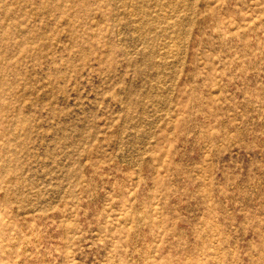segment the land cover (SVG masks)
I'll return each mask as SVG.
<instances>
[{"label":"rangeland","instance_id":"rangeland-1","mask_svg":"<svg viewBox=\"0 0 264 264\" xmlns=\"http://www.w3.org/2000/svg\"><path fill=\"white\" fill-rule=\"evenodd\" d=\"M0 264H264V0H0Z\"/></svg>","mask_w":264,"mask_h":264}]
</instances>
